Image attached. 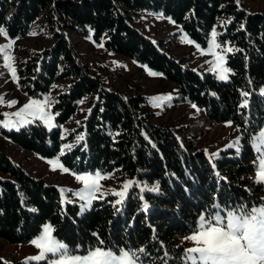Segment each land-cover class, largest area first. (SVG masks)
Listing matches in <instances>:
<instances>
[{
	"label": "trees",
	"instance_id": "16d2710c",
	"mask_svg": "<svg viewBox=\"0 0 264 264\" xmlns=\"http://www.w3.org/2000/svg\"><path fill=\"white\" fill-rule=\"evenodd\" d=\"M145 11L171 18L202 46L223 19L226 26L218 28L225 35L218 40L226 39L242 50L227 54V66L234 74L226 82L219 81L162 52L130 25ZM40 19L54 33L55 42L32 56L31 63L19 72L28 76L20 85L26 95L38 98L50 93L56 83L71 81L68 90L55 99L57 126L49 132L37 122L18 132L0 128V135L47 159L59 156L66 143L83 135V141L60 156L69 170L127 175L151 187L159 182L160 191H145L142 201L141 193L133 188L120 205L109 195L81 213L78 205L62 204L58 188L34 178L0 152V239L28 245L50 224L53 234L70 248L86 249L97 243L98 234L119 247L143 246L153 255H162L156 251L161 247L178 253L188 243L181 238L191 234L198 215L210 210L214 200L221 205H251L264 198V185L253 180L257 156L250 140V134L264 129V95L260 92L264 88L263 13H250L236 0H0V26L10 38L27 37ZM241 23L246 31L238 30ZM67 32L92 35L106 51L161 74L177 86L176 102L200 106L211 122H231L241 136L240 151H223L210 160L193 139L149 122L151 114H142L147 98L141 94L126 97L106 88L82 61ZM244 91L250 93L247 108L240 107ZM80 101H86L91 111L62 138L63 128L79 112ZM144 201L149 205L146 213L142 211ZM0 264L24 262L0 259Z\"/></svg>",
	"mask_w": 264,
	"mask_h": 264
},
{
	"label": "rangeland",
	"instance_id": "374dc122",
	"mask_svg": "<svg viewBox=\"0 0 264 264\" xmlns=\"http://www.w3.org/2000/svg\"><path fill=\"white\" fill-rule=\"evenodd\" d=\"M239 3L250 13L264 14V0H239ZM221 22H224V20L221 19L219 21V26ZM130 25L158 45L162 52L172 55L176 60H183L185 66L197 72L209 73L208 61L213 60L214 57L208 53L207 45L202 46L199 44L201 47L197 48L196 45L198 43L194 42L183 31L181 26L177 25L171 18L145 11L141 12L131 21ZM218 27L215 29L219 33ZM53 34L54 33L50 31L44 20L40 19L31 27L27 37L16 39L15 45L8 51L9 54L14 57L12 64L17 69L18 82L11 77L10 69L6 67V62L2 60V54H0V96L4 97L5 104L13 100L18 101V103L11 108L0 105V113H15L19 111L23 105L30 103L32 99H42L46 96H51L55 101L58 95L68 90L71 84L70 80L56 83L50 93H46L38 98L29 97L21 89L20 81L28 78V76L20 75L19 72L22 70L24 71L28 64L31 63L29 60L32 56L54 45L55 41L53 39ZM185 35L187 39L193 41L192 44L187 42ZM67 37L76 47L82 61L90 66L92 74L97 76L106 88L118 91L126 97L141 94L147 98V104L143 107L142 114H151L149 122L155 125L169 127L181 138L193 139L198 148L205 150L208 156H211L213 153H219L220 157L225 149L235 150V148H227L230 143L237 140V138L241 141V136L233 125L228 126V124L213 123L206 117L205 111L200 106L196 105L197 107L194 109L192 107L193 104L176 102L175 100L178 97L177 86L165 79L161 74L157 73L156 76H151L149 75L150 70L146 67L106 51L104 46H99L103 43L95 42L92 35L79 36L67 32ZM8 42L9 37L0 34V46ZM168 95L172 96L170 102H166L165 106L162 108L155 106L158 102L154 101L152 98ZM53 106L54 104L50 108L52 114H54ZM88 109L89 107L86 101L83 102L79 112L73 117L72 121L63 128V138H67L69 133L76 128V125L80 124ZM10 118L14 119V117ZM3 119H5V117L1 116L0 120ZM77 121H79V123H77ZM37 122L41 123L49 132L56 128L53 127L49 130L43 122L37 120L35 123ZM54 123L56 124L55 120ZM4 130L8 131L7 129ZM79 143L80 141L75 139L66 144H71L73 146L72 149H74ZM65 145L62 148L64 153L72 150L66 148ZM0 152L6 154L11 161L21 166L25 172L29 173L34 178L42 179L48 185L58 188L63 205H78L81 211L80 205L83 202L73 197L71 192H61V189H71L72 191H79L81 189L82 184L75 179L73 171L69 170L68 173H63L58 167L56 170H52V166L48 163L50 159L42 158L32 152L25 151L1 135ZM57 157L60 159V156L51 159H56ZM107 175L112 178L101 182L104 186L103 190L105 191L109 188L120 190L119 185L121 182L131 179L127 175ZM253 180L256 181V173L253 175ZM68 201H71V203ZM91 207L81 211V213L90 210ZM38 236L36 238H38ZM186 236H183L181 241H185L184 238ZM192 246L193 244L190 242L186 245V247ZM38 254L39 250L32 243L30 245L19 246L8 244L5 240L0 239V259L3 261L24 262L27 258Z\"/></svg>",
	"mask_w": 264,
	"mask_h": 264
},
{
	"label": "snow or ice",
	"instance_id": "6c2138e0",
	"mask_svg": "<svg viewBox=\"0 0 264 264\" xmlns=\"http://www.w3.org/2000/svg\"><path fill=\"white\" fill-rule=\"evenodd\" d=\"M236 3L239 6V0H236ZM227 23L230 24L232 21L229 20ZM220 26L224 28L225 22H221ZM238 30L246 31L244 24L241 23ZM0 34L5 37L9 36L7 30L2 26H0ZM224 35L225 32L218 33L214 27L210 33V39L206 42L208 53L214 57L213 60L208 61V71L220 81H228L230 75L234 74L232 69L227 66V54L242 51L226 39L218 40V36ZM16 39L18 38L9 37V42L0 46V54H2V60L6 62V67L10 69L11 77L18 82L17 69L12 64L14 57L8 51L13 48ZM185 39L189 44L193 43L187 39L186 35ZM99 46L103 47V44ZM196 47L200 48L201 46L197 44ZM149 75L156 76L157 73L150 71ZM260 92L264 95V88H261ZM213 95L215 94L213 93ZM241 95L244 99L240 107L247 108L249 103L247 97L250 93L244 91ZM152 99L158 102L155 106L162 108L166 102L172 100V96H157ZM55 102L51 96H46L42 99H32L30 103L23 105L15 113L2 112L0 116L5 119L0 120V128L18 132L21 128L32 126L39 120L50 130L57 126L54 120L55 116L59 115V113L52 114L50 111ZM17 103L18 101L13 100L5 104L4 97L0 96V105L11 108ZM192 107L195 109L197 106L193 104ZM90 111L91 109H89ZM10 117H14V119ZM228 126H231V122L228 123ZM145 138L147 139V136ZM84 139L83 135L76 136L77 141ZM250 140L257 156V160L254 161L257 168L255 182L264 184V129L257 134H250ZM65 147L71 150L73 146L66 144ZM227 148H235L239 152L240 139L237 138ZM63 155L65 153L62 150L59 156ZM218 157L219 153H213L209 159L214 160ZM48 163L52 166V170H56L58 167L63 173L69 172L59 157L48 160ZM212 166L215 168L214 163ZM74 175L75 179L81 182V189L79 191L61 189V192H71L73 197L83 202L80 205L81 211L90 208L94 200L104 199L109 195L117 197L115 204L120 205L128 196L129 190L133 188L141 193L142 201L144 200L142 194L145 191L152 193L160 191L159 182L149 187L136 178L121 182L120 190L109 188L105 191L101 182L111 179V176L99 170L83 174L74 173ZM68 202L71 203V201ZM148 208L147 201H144L142 211L146 213ZM54 231L55 229L50 224L43 226L38 238L31 241L39 250V254L27 258L24 264H30V262H35V264H264V198H260L258 202H252L251 205L249 202L221 205L214 200L210 210L198 215L197 221L191 228L192 234L184 238L193 246L183 248L178 253L169 252L161 247L156 251L162 252V255H153L152 250L143 246L138 248L119 247L106 243L103 239L98 238V234H96V244L89 245L86 249H82L81 246L70 248L53 234Z\"/></svg>",
	"mask_w": 264,
	"mask_h": 264
},
{
	"label": "crops",
	"instance_id": "0c3cea01",
	"mask_svg": "<svg viewBox=\"0 0 264 264\" xmlns=\"http://www.w3.org/2000/svg\"><path fill=\"white\" fill-rule=\"evenodd\" d=\"M30 244H31V243H30ZM30 244H29V245H30ZM19 246H20V245H19ZM22 246H23V245H22ZM8 262H9V261H8Z\"/></svg>",
	"mask_w": 264,
	"mask_h": 264
}]
</instances>
